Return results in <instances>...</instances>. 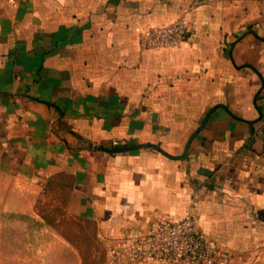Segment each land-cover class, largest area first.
Returning <instances> with one entry per match:
<instances>
[{"label": "crops", "instance_id": "0c3cea01", "mask_svg": "<svg viewBox=\"0 0 264 264\" xmlns=\"http://www.w3.org/2000/svg\"><path fill=\"white\" fill-rule=\"evenodd\" d=\"M183 14L188 40L140 44ZM49 182L108 247L194 206L264 264V0H0V264H60L61 238L11 233Z\"/></svg>", "mask_w": 264, "mask_h": 264}, {"label": "built area", "instance_id": "2783aa9c", "mask_svg": "<svg viewBox=\"0 0 264 264\" xmlns=\"http://www.w3.org/2000/svg\"><path fill=\"white\" fill-rule=\"evenodd\" d=\"M195 2L196 0H192ZM191 34L186 16L146 29L140 44L144 47L174 45L188 40ZM114 264L163 261L178 264H232L228 251L211 243L199 225L194 206L175 221H153L146 232L126 236L110 245Z\"/></svg>", "mask_w": 264, "mask_h": 264}, {"label": "rangeland", "instance_id": "374dc122", "mask_svg": "<svg viewBox=\"0 0 264 264\" xmlns=\"http://www.w3.org/2000/svg\"><path fill=\"white\" fill-rule=\"evenodd\" d=\"M30 189V194L36 196L30 198L29 214L17 215L20 223L16 230L12 227V236L22 237L29 233L30 238H61L66 252L60 264H114L108 246L99 238L93 223L69 211L65 190H58L57 182L35 188L34 192ZM5 233L9 235V229Z\"/></svg>", "mask_w": 264, "mask_h": 264}, {"label": "water", "instance_id": "95a60500", "mask_svg": "<svg viewBox=\"0 0 264 264\" xmlns=\"http://www.w3.org/2000/svg\"><path fill=\"white\" fill-rule=\"evenodd\" d=\"M195 135V133H193L191 135V137L189 138L188 142L186 143V147L183 151V153L181 155H178V156H172V157H175V158H179V159H182L186 156L187 154V148H188V145H189V142L191 141L192 137ZM144 145H147V144H139V145H131V146H123V147H119V148H114V149H108V151H112V152H120V151H125V150H129V149H133V148H137V147H140V146H144ZM154 148H157V149H160L158 146L154 145V144H148Z\"/></svg>", "mask_w": 264, "mask_h": 264}]
</instances>
